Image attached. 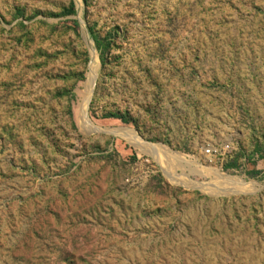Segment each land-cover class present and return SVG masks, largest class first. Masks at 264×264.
Segmentation results:
<instances>
[{
  "label": "rangeland",
  "instance_id": "374dc122",
  "mask_svg": "<svg viewBox=\"0 0 264 264\" xmlns=\"http://www.w3.org/2000/svg\"><path fill=\"white\" fill-rule=\"evenodd\" d=\"M0 264H264V0H0Z\"/></svg>",
  "mask_w": 264,
  "mask_h": 264
},
{
  "label": "bare ground",
  "instance_id": "6f19581e",
  "mask_svg": "<svg viewBox=\"0 0 264 264\" xmlns=\"http://www.w3.org/2000/svg\"><path fill=\"white\" fill-rule=\"evenodd\" d=\"M94 80H96V72L93 73V74H90L89 79H88V82H87L86 96L84 97V103H83V105H82V107H81V111H80L82 115L85 114V110H86V108H87V106H88V103H89V101H90V97H91L92 92H93V89H94V85L92 84V81H94ZM134 141H135L136 143L140 144L143 148H144V146H145L146 148H150V147L146 146L145 143H143L140 139H138V138L135 137V136H134ZM148 150H150L151 152L153 151V149H148ZM235 181H236V180H234V179L228 177V182H232L233 184H237V183H239V182H237V181L235 182ZM239 184H240V183H239Z\"/></svg>",
  "mask_w": 264,
  "mask_h": 264
},
{
  "label": "trees",
  "instance_id": "16d2710c",
  "mask_svg": "<svg viewBox=\"0 0 264 264\" xmlns=\"http://www.w3.org/2000/svg\"><path fill=\"white\" fill-rule=\"evenodd\" d=\"M66 14H74L75 13V4L72 2L69 6V8L65 11ZM64 13V14H65ZM76 25H78L77 22H75ZM92 38L94 40V44L96 46V48L98 50H100L102 53L106 52V49L109 47L110 42L107 41L106 38H101L99 37V35H97L96 33H94L92 30ZM111 117H113V115H110ZM121 119V121L123 122H127V119L123 118V117H118Z\"/></svg>",
  "mask_w": 264,
  "mask_h": 264
},
{
  "label": "water",
  "instance_id": "95a60500",
  "mask_svg": "<svg viewBox=\"0 0 264 264\" xmlns=\"http://www.w3.org/2000/svg\"><path fill=\"white\" fill-rule=\"evenodd\" d=\"M92 84L94 85V89H95V86H96V80L92 81ZM93 89V90H94ZM91 100V99H90ZM90 102V101H89ZM89 104V103H88ZM84 117H85V114H84Z\"/></svg>",
  "mask_w": 264,
  "mask_h": 264
}]
</instances>
